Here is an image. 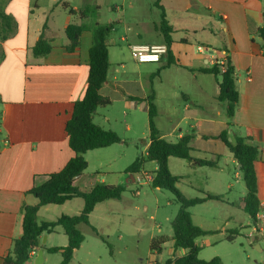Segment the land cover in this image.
<instances>
[{"label": "crops", "instance_id": "1", "mask_svg": "<svg viewBox=\"0 0 264 264\" xmlns=\"http://www.w3.org/2000/svg\"><path fill=\"white\" fill-rule=\"evenodd\" d=\"M94 1L77 0L74 3L73 0H48L47 3L46 0H0V9L15 22L12 33L2 39L0 21V264H3V258L12 249L14 240L23 234L24 207L38 203L30 191L45 183L51 174L60 172L74 156L69 146L66 123L73 114L75 103L86 91L93 36L90 30L84 31L78 48L70 53L66 50L69 42L65 29L73 23L90 24L91 20H81L78 15L70 14L69 9L78 10L88 4H99ZM125 1L121 5L110 6L112 11L122 12L120 18H123L122 25L127 34L119 39L113 37L118 30L115 25L107 41L110 67L107 81L100 93L110 104L97 109L94 122L102 128H105L102 124L112 126L113 122H117L119 115L116 114L117 118L112 111L115 105L125 109L120 112L122 116L128 117L141 112L148 117V100L152 96L157 106V121L160 114L157 102L159 88L164 84L162 77L172 69L171 112L172 122L177 123L172 124V131L169 133L160 129L156 123L160 136L168 140L172 136L178 140L184 135H192L191 147L194 150L201 154H210L213 159L219 160L217 167H194L188 162L190 172L184 175L172 174L181 176L180 181H184V178L188 180L189 194L183 191L187 198H202L207 193L219 196L220 200L197 206L217 202L232 210L237 219L228 213L225 226L235 227L232 231L238 230L236 226L248 230V236L254 241L255 248L264 252L263 244L258 242L259 238L254 232L255 224L242 209L243 204L237 203L232 192L235 184L220 164L224 161L227 169L231 165L234 177L242 180L236 160L227 152L222 141L206 139L228 129L231 136L251 138L253 144L261 150L260 158L255 164L258 197L261 202V217L257 224L264 227V38L261 35V30L264 29V0H159L174 30L171 35L173 41L168 46L174 64L167 65V55L159 63H138L133 59L135 66L124 61L131 46L165 43L163 35L157 30L161 13L158 20H142L135 24L136 29L133 30L128 24ZM112 22L114 21L100 23ZM120 24L119 21L117 25ZM44 26L45 36L52 42V50L48 55L37 58L33 55V47ZM221 61L225 64L229 61L235 68L236 85L240 93L231 118L227 112L228 104L216 100L221 78L217 79L203 71ZM180 71H186L190 75L188 86L179 79ZM205 75L214 77L215 88L211 99L214 105L206 100L207 81L203 79ZM100 109L104 111L103 123L96 121L100 116ZM183 123L187 124L186 129L181 127ZM209 142H212L211 146ZM149 145L147 143V149ZM89 152L84 155L87 161ZM216 156L221 157L219 159ZM171 159L174 158L169 159V164ZM151 163L155 167L147 171L150 173L157 169L156 163ZM83 175L75 183L81 190H89L92 187L80 185ZM103 180L97 183H102ZM119 182L118 180L116 185H109L122 186L118 185ZM113 201L118 200L104 201L96 206L90 215L91 226L95 211ZM110 206L113 210L117 208L114 204ZM83 207L84 201L80 198L62 205H47L40 208L37 219L45 212L52 213V217H48L49 214L37 221H55L61 215H77ZM242 213L248 215L250 220L245 221L246 218L241 217ZM164 237L168 239L162 238L164 242L158 243L156 249L151 251L150 264H165L174 256L181 257L186 254L184 250H174L172 235ZM196 243L201 250L212 246L210 240L198 239ZM67 244L68 239L61 228H57L54 233L44 234L40 248L32 253L27 264H34L39 249L44 251V264L48 260L45 248H64ZM166 247L169 248V257L164 255ZM79 250H75L74 257ZM61 253L62 250L57 252L59 255Z\"/></svg>", "mask_w": 264, "mask_h": 264}, {"label": "trees", "instance_id": "2", "mask_svg": "<svg viewBox=\"0 0 264 264\" xmlns=\"http://www.w3.org/2000/svg\"><path fill=\"white\" fill-rule=\"evenodd\" d=\"M155 6L161 10V19L158 29L163 35L164 42L168 46L172 43L171 37L174 32L167 20L165 10L160 6L159 0H156ZM68 8V6H65ZM70 14H76L81 20H91L90 24L83 22L81 24H70L65 29L68 39L66 50L73 53L79 46L80 37L86 30L92 32L93 41L89 51V74L86 91L84 96L75 103L73 114L66 123V132L68 134L69 146L74 153L73 158L66 166L57 173L49 176V179L40 186L33 188L30 193L38 200V203L32 206H25L23 209V234L15 239L12 249L8 255L3 258V264H27L31 260L32 253L40 248L41 237L44 234L54 233L57 228H61L68 239V244L64 248H49L45 250L48 253H57L62 250V260L59 264H70L74 258V252L80 249L85 241V236L81 226L90 227L93 233L99 235L96 228L90 224V215L96 206L108 200H121L126 188L124 186L108 185L97 183L89 190H81L75 183L87 168V161L84 155L89 151L108 148L120 143L118 134L112 130H106L94 122V114L100 107L110 104V101L104 98L100 91L107 81L109 62V46L107 41L111 36L116 22L100 23L98 21L100 7L96 4H88L84 7L73 10L69 9ZM0 21L3 29L2 39H6L12 33L15 22L12 17L6 15L0 9ZM33 47L34 57H44L52 50V42L46 38L44 30ZM264 38V29L261 30ZM168 64H174L168 52ZM225 71L222 72L220 65L215 64L210 69L203 70L205 73L214 75L219 82V94L216 97L218 102L228 104V116L231 118L235 113V107L240 99V93L236 85V71L231 62L224 65ZM149 138L150 145L147 153L138 157L126 170V174L133 177L144 171L148 162H155L157 169L151 174L154 180L151 187L161 190H167L180 207L172 220L173 229L172 240L174 250H184L186 254L181 257L169 259L165 264H223L219 257L211 260L201 259L199 254L201 248L197 245V240L214 234V231L205 230L192 219L190 208L204 204L212 200H220L219 196L207 193L205 197L187 198L178 187L181 176L173 175L169 168V159L177 158L186 160L194 167H217L218 161L215 159L195 158L192 155L194 149L191 147L192 135H184L175 142L169 141L160 136V131L156 126V117L158 115L157 106L153 102L154 97L149 98ZM1 103V98H0ZM231 138V140H229ZM206 139L222 141L227 152L240 165L239 173L245 183L247 192L243 198L242 209L251 217L253 224L258 223L257 214L261 211V202L258 197V179L255 164L260 158L261 150L255 146L252 139L242 136H231L229 130H223L217 136H208ZM220 157L221 156H216ZM76 178V179H75ZM80 198L84 201V207L80 214L61 215L55 221H43L38 223L37 214L41 207L47 205H62L67 201ZM239 230L230 231L228 242L235 240ZM164 240L152 239L150 250L154 251L158 243ZM264 264V263H262Z\"/></svg>", "mask_w": 264, "mask_h": 264}, {"label": "rangeland", "instance_id": "3", "mask_svg": "<svg viewBox=\"0 0 264 264\" xmlns=\"http://www.w3.org/2000/svg\"><path fill=\"white\" fill-rule=\"evenodd\" d=\"M74 3L77 0H73ZM48 3V0H46ZM101 7V17L99 22H116L117 33L113 35L117 39L127 34L123 27L122 12L112 11L111 5H121L124 0H95ZM126 11L128 13V24L135 30L137 23L152 22L159 19L160 10L155 6L156 0H126ZM44 3V2H43ZM111 19V20H110ZM120 21V25L117 23ZM140 30V29H138ZM183 33L181 34V36ZM128 65L135 66V62L129 53L124 60ZM179 76L186 86H188L190 75L186 71H180ZM207 81V98L206 100L212 104V95L215 88L214 77L211 75L203 76ZM164 84L159 88V119L156 121L158 127L166 133L172 131V69L162 77ZM106 107V106H105ZM100 109V116L96 119L97 123H103V112ZM122 106L115 105L112 108L115 116L119 115L117 122H113L112 126L104 125V129H114L121 139L120 143L112 145L108 148L97 151H90L86 158L88 159L86 170L80 185L93 187L97 181L102 183L122 185L126 188L121 200L113 201L109 205L102 206L95 211L92 217V225L97 229L99 235L92 232L90 227L81 226L85 236V242L76 253L70 264H150L151 263V240L167 238L164 236H173L171 222L175 218L179 203L174 199V195L167 190H161L151 187L149 184L139 182V177L134 176L135 181H127L130 175L126 174L127 168L140 156L145 155L147 151V143H150L148 117L145 113L138 112L136 115L128 117L120 115L124 111ZM126 113H129L126 111ZM117 114V115H116ZM130 114V113H129ZM118 118V116H117ZM130 127V130H128ZM183 129L187 128V124L183 123ZM170 141L176 140L172 136L168 137ZM212 142H209V146ZM194 156L207 157L213 159L210 154H201L194 150ZM172 158V157H171ZM223 170L229 174L230 180L235 184L233 195L237 199L239 205L243 204V196L245 198L247 189L245 183L241 179L234 177V169L230 165L227 169L224 161L220 162ZM170 170L173 174L184 175L190 172L188 161L182 159H171ZM155 165L148 162L145 166L146 171L154 169ZM178 184L180 190L189 194L188 180L180 181ZM86 183V184H84ZM137 192L139 194H137ZM110 204L116 205V209H111ZM193 214L192 219L196 225L208 231H214V234L200 238L201 241L210 240L212 246L204 247L200 251L201 257H219L223 264H262L264 261V252L255 248L254 241L248 236L249 231L243 228L235 235L233 242H228L230 231L235 227L225 226L226 215L231 213V217L237 219V215L232 210L227 209L217 202H210L204 206H195L189 209ZM52 217V213H43L38 217L41 221L43 217ZM241 217H245V221H249L248 215L242 213ZM232 224L236 222H231ZM161 228V231H159ZM163 237H159L162 236ZM259 238L258 242L263 244L264 235L256 234ZM173 241V240H172ZM59 243V239L57 240ZM168 247L164 251L165 257H169ZM48 260L44 264H59L62 260L61 255L57 253H47Z\"/></svg>", "mask_w": 264, "mask_h": 264}, {"label": "built area", "instance_id": "4", "mask_svg": "<svg viewBox=\"0 0 264 264\" xmlns=\"http://www.w3.org/2000/svg\"><path fill=\"white\" fill-rule=\"evenodd\" d=\"M169 51L168 45L165 43L161 44H150V45H133L130 47V54L132 58L138 63H159L162 59L167 56ZM216 64L220 65L221 71L224 72L225 63L223 61ZM147 153V151H146ZM139 177V182L143 184H149L154 180V175L147 171H142L137 175ZM137 194H139L137 192ZM261 217L260 212L257 214V219ZM254 232L256 234L264 235V227L256 224Z\"/></svg>", "mask_w": 264, "mask_h": 264}, {"label": "water", "instance_id": "5", "mask_svg": "<svg viewBox=\"0 0 264 264\" xmlns=\"http://www.w3.org/2000/svg\"><path fill=\"white\" fill-rule=\"evenodd\" d=\"M229 140H231V138ZM238 168H240V165H238ZM127 181H133L134 182V177L132 175H130V178L127 179ZM44 242H46V236H44ZM43 254H44L43 249H39L37 256L34 259V264H43V262H44Z\"/></svg>", "mask_w": 264, "mask_h": 264}]
</instances>
